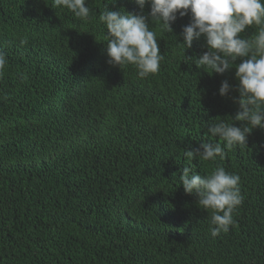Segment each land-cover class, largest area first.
I'll use <instances>...</instances> for the list:
<instances>
[{"label":"trees","instance_id":"16d2710c","mask_svg":"<svg viewBox=\"0 0 264 264\" xmlns=\"http://www.w3.org/2000/svg\"><path fill=\"white\" fill-rule=\"evenodd\" d=\"M52 4L0 0V264H264V129L223 160L184 155L224 146L212 121L246 123L231 119L235 67L209 74L193 63L205 38L182 44L191 12L177 13L172 33L150 25L164 60L141 79L107 63L99 21L106 6L139 13L135 0H87L83 21ZM184 166L240 176L227 233L211 235L210 210L180 185Z\"/></svg>","mask_w":264,"mask_h":264},{"label":"clouds","instance_id":"9594fccd","mask_svg":"<svg viewBox=\"0 0 264 264\" xmlns=\"http://www.w3.org/2000/svg\"><path fill=\"white\" fill-rule=\"evenodd\" d=\"M140 12L110 10L109 6L99 15V21L107 30V63L113 67L132 65L143 79L160 70L164 55L158 44L157 34L150 25L159 24L172 33V24L191 12V23L183 28V45L191 48L194 39L204 37L208 51L193 63L208 73L224 74L235 67L239 83V96L234 101L239 108L232 121L246 122L243 127L229 123L225 119L211 122L208 133L224 142H205L195 150H185L187 160L195 158L214 161L223 160L225 149L247 145L248 134L254 128L264 129V0H135ZM87 0H53L55 9H67L75 18L87 20L91 9ZM151 6L148 16L144 15L146 5ZM151 21V22H149ZM254 26L251 38L241 34ZM189 60L192 58L187 57ZM240 60L239 64L235 62ZM5 56L0 52V67L5 64ZM232 86L227 80L219 89L221 96H227ZM179 175L187 194L198 197V205L210 210L211 235L216 237L227 233L234 225V211L242 204L240 176L229 173L217 166L209 174L201 175L191 166H184Z\"/></svg>","mask_w":264,"mask_h":264},{"label":"bare ground","instance_id":"6f19581e","mask_svg":"<svg viewBox=\"0 0 264 264\" xmlns=\"http://www.w3.org/2000/svg\"><path fill=\"white\" fill-rule=\"evenodd\" d=\"M78 43H79V41H78Z\"/></svg>","mask_w":264,"mask_h":264}]
</instances>
